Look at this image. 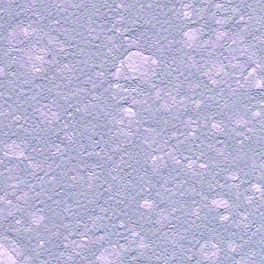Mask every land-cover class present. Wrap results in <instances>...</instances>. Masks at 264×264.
Here are the masks:
<instances>
[{
  "label": "snow or ice",
  "instance_id": "1",
  "mask_svg": "<svg viewBox=\"0 0 264 264\" xmlns=\"http://www.w3.org/2000/svg\"><path fill=\"white\" fill-rule=\"evenodd\" d=\"M0 264H264V0H0Z\"/></svg>",
  "mask_w": 264,
  "mask_h": 264
},
{
  "label": "water",
  "instance_id": "2",
  "mask_svg": "<svg viewBox=\"0 0 264 264\" xmlns=\"http://www.w3.org/2000/svg\"><path fill=\"white\" fill-rule=\"evenodd\" d=\"M133 51H135V49H133Z\"/></svg>",
  "mask_w": 264,
  "mask_h": 264
}]
</instances>
